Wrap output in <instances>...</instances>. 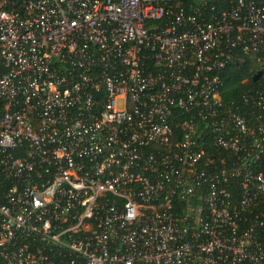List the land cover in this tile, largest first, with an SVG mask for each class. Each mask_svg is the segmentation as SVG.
<instances>
[{
    "label": "built area",
    "instance_id": "1",
    "mask_svg": "<svg viewBox=\"0 0 264 264\" xmlns=\"http://www.w3.org/2000/svg\"><path fill=\"white\" fill-rule=\"evenodd\" d=\"M0 264H264V0H0Z\"/></svg>",
    "mask_w": 264,
    "mask_h": 264
},
{
    "label": "trees",
    "instance_id": "2",
    "mask_svg": "<svg viewBox=\"0 0 264 264\" xmlns=\"http://www.w3.org/2000/svg\"><path fill=\"white\" fill-rule=\"evenodd\" d=\"M253 74L254 68L249 62L234 64L232 69L226 74L225 85L222 89L224 101L238 100L242 92L248 88L259 86L260 81L254 82L252 80ZM236 194L237 192L234 191V195Z\"/></svg>",
    "mask_w": 264,
    "mask_h": 264
},
{
    "label": "water",
    "instance_id": "3",
    "mask_svg": "<svg viewBox=\"0 0 264 264\" xmlns=\"http://www.w3.org/2000/svg\"><path fill=\"white\" fill-rule=\"evenodd\" d=\"M261 75V72H256L253 76H252V80L255 82L257 81V79L259 78V76Z\"/></svg>",
    "mask_w": 264,
    "mask_h": 264
}]
</instances>
